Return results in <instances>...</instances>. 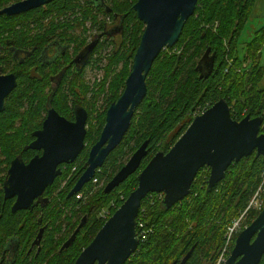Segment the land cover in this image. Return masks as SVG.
<instances>
[{"label":"trees","instance_id":"obj_1","mask_svg":"<svg viewBox=\"0 0 264 264\" xmlns=\"http://www.w3.org/2000/svg\"><path fill=\"white\" fill-rule=\"evenodd\" d=\"M80 1L53 0L47 11L70 10L76 14L87 10L86 16H91L90 7L81 4ZM256 1H198L195 13L186 22L179 41L175 46L163 50L155 60L147 78V96L137 108L124 139L107 156L103 166L98 168L95 177L105 182L97 188L92 187V182H89L78 193H84L83 196L77 198L75 194L68 197L69 191L86 168L91 146L99 139L107 109L123 91L144 30V23L139 20L133 8L136 0H106L113 11L123 18L120 21L122 31L119 39L112 38L110 41L105 39L100 42L94 51L92 64H84L85 67L73 75L70 93L76 98V85H73L72 80L75 76L80 78L83 75L86 65H97L107 58L109 69L121 62L123 68L113 78L111 96L109 95L106 108L98 115L95 125L91 124L93 112L91 108L89 109V103L83 104L89 114L86 146L78 158L67 165L64 174L48 187L47 192L55 197L56 204L52 209L55 222L51 229L46 230L41 253L33 257L32 263L26 260L25 264H73L105 223L106 219L102 213L107 212L111 215L115 212L137 187V177L141 170L158 151L167 152L174 145L191 124L199 107L200 109L210 107L220 98H225L231 106V115L234 119L240 120L248 114L251 117L264 116V87L260 86L264 77V66L260 60L264 46V26L245 42L247 44L245 52L240 53L239 50L242 30L248 23L252 13L250 11ZM44 12L46 11H42L43 14ZM42 13L35 16L33 22L28 23H38ZM79 17L74 18V25L71 24L74 29L84 27L86 21L81 22ZM40 23L41 21L38 24ZM67 23L69 24V20ZM103 23L94 21L93 25H101L100 32H108L109 29L105 28ZM10 24L12 25L10 29H14L17 22ZM45 26L49 32L67 30L63 22L51 19ZM81 38L77 35L72 37L76 50L88 47L85 39ZM37 39L42 40L43 37ZM110 46L112 49L108 54L104 49ZM208 48L211 53H215L216 61L213 73L205 78L200 76L197 65ZM23 84L25 87H18V92L13 95L17 100L10 102L8 100L6 117L0 120V145L7 154L8 162L18 155L27 161L36 153L35 150L27 148L33 138L32 130L21 131L11 128L15 124L10 117L15 114L17 117L16 111H20L14 104L29 102L27 112L33 111L32 116L36 120L34 116L39 114L46 102V99H42L40 106L38 103L35 104L36 99H32L30 92V88H35L33 81H30L28 86ZM35 89L37 97H46L43 90H38L37 86ZM68 96L65 92L61 95L55 94L52 106L71 120L75 117V108L82 104L76 103L74 99L70 105ZM5 118L10 120L7 121ZM37 126L41 127L42 124ZM261 131L264 132V123ZM145 140L149 142L148 153L138 170L114 190L106 193L104 189L107 182ZM73 167L77 168L74 176L56 192L61 181L67 178ZM263 169L264 158L254 152L233 162L225 178L209 189L210 168L205 166L198 172L191 193L170 208L163 203V193H149L142 201L137 218L139 223L143 224L142 230L147 232V238L142 239L140 233L138 234L141 237L139 247L125 264H172L185 256L193 245L196 247L187 264H215L219 251L226 243L228 228L246 209L260 183ZM10 204V201L7 202L9 234L20 233L27 241H31L36 231L34 228H19L20 219L18 214L11 212ZM85 214L88 215L87 223L79 231L75 242L69 248L60 251L63 242L74 232ZM258 214L259 212L249 211L246 215L250 218L248 223L250 224ZM1 230L0 227V232ZM235 239L236 237L230 242L228 257ZM204 259L206 262H203ZM260 264H264V256Z\"/></svg>","mask_w":264,"mask_h":264},{"label":"water","instance_id":"obj_2","mask_svg":"<svg viewBox=\"0 0 264 264\" xmlns=\"http://www.w3.org/2000/svg\"><path fill=\"white\" fill-rule=\"evenodd\" d=\"M199 0H137L134 10L144 23V30L132 67L119 98L107 109L105 124L99 139L90 150L86 168L69 191L68 197L80 192L96 175L107 156L116 149L128 132L137 108L147 96V78L160 53L175 46L184 26L194 15ZM50 0H24L7 8L8 13H18L42 6ZM94 41L87 47L92 51ZM210 49L207 50L209 53ZM204 59L202 57L201 61ZM211 57L208 78L215 66ZM84 65V64H83ZM201 77L203 75L201 74ZM16 85V75L0 76V112L5 109V97ZM88 111L83 106L75 108V120L62 116L50 105L42 128L34 132L29 144L42 151L26 163L20 157L10 165L5 182L6 198L16 197L13 210L27 209L48 186L62 174L63 163H73L85 148ZM264 116L234 119L228 100L220 98L203 113L194 116L186 131L167 151H158L139 173L137 187L105 221L93 240L73 264H124L138 249V215L143 199L149 193H163L167 208L187 197L201 168L208 166V188L222 181L230 165L256 152L264 158ZM145 140L128 161L107 182L104 191L111 192L135 173L148 153ZM85 216L72 236L61 249L75 240ZM194 247L179 264H186ZM264 256V208L236 237L234 247L225 264H260ZM172 264H176V261Z\"/></svg>","mask_w":264,"mask_h":264},{"label":"flooded vegetation","instance_id":"obj_3","mask_svg":"<svg viewBox=\"0 0 264 264\" xmlns=\"http://www.w3.org/2000/svg\"><path fill=\"white\" fill-rule=\"evenodd\" d=\"M21 1L24 0H0V76H6L9 74L16 75V85L5 97V109L0 112V120H3L2 118L6 117L5 113L8 100L9 102L11 100H17L13 95L18 92V87H25L23 83L28 86L30 81H33L35 88L37 86L38 90H43V94L46 97L39 98L37 97L36 89L30 88L32 99L35 98L37 100H35V104L38 103L40 106L41 100L46 99V102L43 104V108H41L43 109V111H41L40 109L39 114H36L34 116L37 118L36 120L32 116L33 111L31 113L27 112L29 108V102L23 104L21 102L15 103L14 107L19 108L20 111H16L18 115L17 117L16 114L13 117H10L12 118V120H14L15 124L13 127H11L12 129H19L21 131L32 130L33 138L27 146V148L31 150L32 148L29 147V144L35 139L34 132L42 128V126L38 127L37 125H43V122L48 114L50 104L52 106V100L55 94L61 95L65 92L67 95L71 96V77H73L74 74L82 69V67L84 66L83 64H92V60L95 55L94 51L101 41H104L105 39L110 41L109 39L112 38H114L113 40L119 39L118 36H120V33L122 31V25L120 21L123 18H120L119 14L113 11V8L108 2H106V0H81V4L88 5L93 12L89 17L86 16L85 13L87 10H85L83 13L77 12L76 14H73L70 10L47 11L48 5L51 4L53 0H50V2L42 6L32 8L27 11L8 13V10H6L7 8ZM42 11L46 12H44L43 14ZM39 13H42V16L39 17V21H41L40 25L38 24L39 21L38 23H32L35 16H37ZM77 16H80L79 20H81V22L87 20L90 22H98V19L108 18V20L103 24L105 25V28L109 29V31L105 33L104 31L100 32L101 30L99 28L101 25L96 26V24L92 25L93 28L89 30L86 23L84 24V27L82 26V31L84 32L82 34L80 33V30L74 29V26H71V24L74 25V18H76ZM50 19L55 22H63L65 25L64 27H66L67 30H65V32H62V29H60L58 32L57 30H52V32H49L45 25H47V21ZM68 20L69 24L67 23ZM15 21L17 22V25L14 29H10V26H12L10 23ZM29 21L32 22L28 23ZM25 26L27 28H24ZM74 35L81 36V39H85L86 45H89L94 41L97 42V45L92 51H88L87 47L76 50L75 44L74 42H72V37ZM39 37H43V39L38 40L37 38ZM207 50L203 55L204 59L201 61V58L197 65L200 76L202 74L203 77L208 75L210 71L211 57L215 55V53H211V50L209 51V53H207ZM80 106H83V104ZM10 118L5 119L9 121ZM71 120H75V117ZM86 127L88 129V121ZM2 147L3 146L0 145V227L2 228L0 232V264H25L24 261L26 260L32 263L33 257H36L42 251L46 230L51 229L54 225L55 215L52 209L56 204L55 197H52L51 193L49 194V192H47V189L49 187L48 186L43 195L35 199L34 205L31 208L13 210L12 207L16 201V197H5V182L8 177V171L11 162L17 157H20L22 160L24 159L20 155H18L10 162H8L7 154L4 152V150H2ZM32 150H35L36 153L31 158H33L37 154L42 153V151L37 149ZM31 158L27 161H24L28 163ZM67 165L68 164L63 163L59 166L60 168H62V174L58 176L55 181L64 174ZM76 170V167L72 168V172H70L67 176L64 186L68 184V181L72 178V176H74ZM9 201L11 203L9 209L12 213L18 214L17 216L20 219L18 225L19 228H34V230L36 231L33 233L34 236L31 241H27V238L22 237L20 233L16 235L9 234V214L7 209V202ZM85 216H87V219L84 225L87 223L88 215L85 214L81 218L79 224ZM84 225L80 227V230ZM78 233L76 234V237ZM71 236L72 234L68 236L63 244ZM61 247L60 251L69 248L67 247L61 249ZM192 247H194V252L196 245H193ZM183 257L184 256H182V258ZM182 258L177 261L176 264H179Z\"/></svg>","mask_w":264,"mask_h":264},{"label":"rangeland","instance_id":"obj_4","mask_svg":"<svg viewBox=\"0 0 264 264\" xmlns=\"http://www.w3.org/2000/svg\"><path fill=\"white\" fill-rule=\"evenodd\" d=\"M250 13L251 15L247 21L248 23L242 30V33L240 36V40H241L239 42L240 53H243L246 51L247 44L245 42L250 40L251 37L255 34V32L264 26V0H257L252 8V11H250ZM107 20L108 18L98 19V23L102 24L103 22ZM87 21L84 24L87 23L88 29L91 30L93 28L92 25L94 21L93 22H90V21L87 22ZM81 29L82 27L78 30H81ZM80 33H84V32L81 31ZM88 36H89V33H88ZM111 49L112 48L110 46V47L105 48L104 51L109 54ZM260 60H261L262 65L264 66V46L261 50ZM244 64H247V62H244ZM122 68H123V63L121 62L118 65H113L109 69L108 60L106 58L100 61L99 63H97V65H89V66L86 65V69L83 75L80 78H77L75 76V78L72 80L73 85H76V89H77V90L75 89L76 98L74 97L75 95L73 94H71V96H68L69 103L70 104L73 103L74 99L76 103L77 102H80V104L89 103L90 105L89 109L91 108L93 112L92 113L93 117L91 121L92 125L96 122L100 112H103L105 110L108 97L109 95L111 96V85H112L113 78L114 76H116V74L120 73ZM260 86L264 87V77L262 81L260 82ZM88 126H89V123H88ZM125 162H127V160ZM65 182H66V178L61 181V184L59 185L56 192H59V190L63 188ZM109 214L107 212L102 213V215L105 217L106 220L112 215V214L111 215ZM249 220L250 218L246 217L245 219L243 218L240 221L238 230L235 231L236 233L233 235L232 239L237 237V234H239L246 226L249 225L248 223ZM203 262H206L205 259L203 260Z\"/></svg>","mask_w":264,"mask_h":264},{"label":"built area","instance_id":"obj_5","mask_svg":"<svg viewBox=\"0 0 264 264\" xmlns=\"http://www.w3.org/2000/svg\"><path fill=\"white\" fill-rule=\"evenodd\" d=\"M207 108H208L207 106L202 109H200L199 107L196 111L195 116L203 113ZM260 178H261L260 183L257 189L255 190L254 194L252 195L246 209L241 214L240 218L235 220L233 224L228 228V232L226 235V243L222 247V249L219 251L215 264H225L226 263L227 258H228V253H229L230 242L232 241L233 235L236 233L235 231L238 230L240 221L243 218L245 219L247 217L246 215L249 213V211L260 212L264 208V170L262 171ZM103 181L104 180H100L94 177L90 182H92L91 183L92 187L97 188L98 186L104 183ZM78 193L76 194L77 198H80L84 194V193L82 194H78ZM142 228H143V224L139 223L138 221L137 235L140 233L142 239H145L147 238V232L145 230H142ZM140 235H138L139 238H141Z\"/></svg>","mask_w":264,"mask_h":264}]
</instances>
